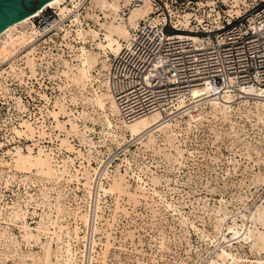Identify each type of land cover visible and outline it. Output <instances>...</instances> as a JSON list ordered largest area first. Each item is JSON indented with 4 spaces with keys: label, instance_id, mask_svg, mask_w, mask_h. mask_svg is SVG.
<instances>
[{
    "label": "rangeland",
    "instance_id": "1",
    "mask_svg": "<svg viewBox=\"0 0 264 264\" xmlns=\"http://www.w3.org/2000/svg\"><path fill=\"white\" fill-rule=\"evenodd\" d=\"M85 1L82 26L102 38L103 13ZM65 13L0 62V264H264V109L254 96L225 113L198 107V122L183 115L150 141L132 139L107 107L116 139L91 102L106 70L98 75V64L92 83L72 80L82 42L75 13ZM86 35L100 62L104 51ZM19 155L30 159L18 165ZM234 221L253 237L233 239Z\"/></svg>",
    "mask_w": 264,
    "mask_h": 264
},
{
    "label": "built area",
    "instance_id": "2",
    "mask_svg": "<svg viewBox=\"0 0 264 264\" xmlns=\"http://www.w3.org/2000/svg\"><path fill=\"white\" fill-rule=\"evenodd\" d=\"M149 1L150 11L130 28L106 70L123 121L152 112L178 116V102L204 84L214 95L230 92L239 98L264 89V0L241 1L239 13L229 12L232 0ZM143 3L130 0L120 16ZM186 13L188 27L182 22ZM55 18L60 17L53 11L37 27Z\"/></svg>",
    "mask_w": 264,
    "mask_h": 264
},
{
    "label": "bare ground",
    "instance_id": "3",
    "mask_svg": "<svg viewBox=\"0 0 264 264\" xmlns=\"http://www.w3.org/2000/svg\"><path fill=\"white\" fill-rule=\"evenodd\" d=\"M66 1L67 0H50L45 5L46 7L57 8V13L61 19L63 18L62 16L66 15L65 12L69 11L75 13L73 14L75 16L73 21H75L77 24V28L75 29V32L77 38H79V41L82 42V45L79 47V54H78V59H80V65H78L79 74L73 77L72 80L76 83H81V84L92 83V74H91L92 70L98 64H101V68L98 69V75L102 73L101 72L102 70L108 69L109 54L113 55L119 52L123 44V41L127 40L130 35V28L136 27L139 23V20L144 18L147 15V13L150 11L151 8L150 1L144 0V3L141 4L140 6L130 8L128 16L124 18L120 16L119 10L122 8V6L129 5L130 0H125L126 4L122 3L121 5L119 4L120 0H91L92 3L91 12H93L94 14L95 10H100L103 13L102 18H105V21L101 23L102 30H104L102 38L99 37V33L96 30L90 28L88 31L83 28L81 19L78 16L79 15L78 6H79V2L82 0H72L74 10L68 7ZM87 1L89 0H86L85 2ZM233 1L234 0H232V3ZM232 3L231 5H229V7H232L233 5ZM236 7H239V12H240V6L237 5ZM236 7H232V9H229V12L237 13L236 9H234ZM42 10L43 9H39L36 13L28 17H25L20 21L12 23L0 33V41L2 39L1 38L2 35L3 36L9 35V39L0 46V62L10 60L15 55L16 50L20 46H23L26 43L35 40L36 35L40 31L49 29L50 24L54 26L56 24L61 23L59 22L61 19L58 20L55 18L50 22L44 24L43 26L36 27L33 18L38 16ZM217 15L219 16V12L217 13ZM189 16L190 13H186L184 15V20L182 21L183 24L187 27L189 26V19H188ZM26 23H31L32 25V30L30 32L20 31L15 38H13L10 35L14 29ZM88 32L92 33L93 38L96 41L95 45H97V47L102 49L105 53V58L102 59L100 62H99V57L98 55H96V53H94L95 55L91 53L92 54L91 55L86 50L85 36H87L86 34H88ZM30 64H32V60L30 61ZM94 80L101 83L105 87V92H102L101 90L98 91V87L97 88L95 87L94 89L95 95L91 99V102L96 104L102 110V114L104 115L108 128L110 129V134L114 136L116 139H118L119 133L116 131L117 126L113 124V121L110 119V115L107 112V107H108V109L112 114H119L118 107L108 89L106 78L104 80H100V78L95 77ZM210 90H211V85L209 84H204L201 87L193 88L189 98L187 99L182 98L178 102L176 107L179 113L178 116L168 118L159 112H152L142 117H139L129 123L122 120V124H123L122 131L128 132L129 136H131L132 139L142 140L144 137H148L150 141L152 133L170 127L171 121H176L178 118L182 117L183 115L188 116L189 119L188 124L190 126L192 125V123L198 122L203 117L202 112L197 109L198 107H203L204 105L208 104L213 111H220L225 113L227 112V110L231 109L232 106L231 104L233 103V101H235L236 97H238V96H234L230 92H219L218 94L214 95L213 93H210ZM250 97L255 100L254 102L258 109L260 108L262 110L264 109V89L262 88L255 89L253 90L251 95H245L243 98L247 102L248 99H250ZM28 159L30 158H28L27 156L19 155L15 159V161L17 162L18 165H23L25 164L26 161H28ZM115 188H117L116 185ZM262 212L263 211L260 212V210H257L256 214L258 216H262L263 214ZM226 217H227L226 212H223L221 214L220 220L223 222L226 219ZM238 225L239 224H237L234 221L233 225L226 227V230L228 232H232L233 239H237L240 237H243V239H251V237H253L251 233L252 231L250 230L249 227L245 228L244 223H241L239 227ZM240 230H242V232ZM222 235L223 238H225L226 233L223 231ZM263 236L264 234H259V237L261 239L260 241L264 239L262 238ZM227 255H229L231 259H234V257L231 254L227 253Z\"/></svg>",
    "mask_w": 264,
    "mask_h": 264
},
{
    "label": "water",
    "instance_id": "4",
    "mask_svg": "<svg viewBox=\"0 0 264 264\" xmlns=\"http://www.w3.org/2000/svg\"><path fill=\"white\" fill-rule=\"evenodd\" d=\"M50 0H0V33L12 23L20 21L45 7Z\"/></svg>",
    "mask_w": 264,
    "mask_h": 264
}]
</instances>
